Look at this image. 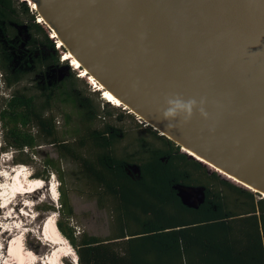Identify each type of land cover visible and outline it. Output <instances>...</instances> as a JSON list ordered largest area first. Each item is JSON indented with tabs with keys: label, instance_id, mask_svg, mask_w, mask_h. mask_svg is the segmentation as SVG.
<instances>
[{
	"label": "trees",
	"instance_id": "obj_1",
	"mask_svg": "<svg viewBox=\"0 0 264 264\" xmlns=\"http://www.w3.org/2000/svg\"><path fill=\"white\" fill-rule=\"evenodd\" d=\"M37 18L25 0H0V81L10 89L0 107V137L18 164H29L40 144L55 153L30 176L57 178L59 208H41L59 214L55 226L76 257L66 264H264V198L122 105L103 104L98 89L96 96L84 93L73 71L50 80L66 49ZM26 75L34 76L35 92L17 87ZM120 117L132 127L117 123ZM64 161L75 164L87 195L109 209L107 235L74 233L61 188ZM178 186L199 189V200L184 203Z\"/></svg>",
	"mask_w": 264,
	"mask_h": 264
},
{
	"label": "water",
	"instance_id": "obj_2",
	"mask_svg": "<svg viewBox=\"0 0 264 264\" xmlns=\"http://www.w3.org/2000/svg\"><path fill=\"white\" fill-rule=\"evenodd\" d=\"M35 5L80 69L122 106L179 147L264 192V0ZM175 97L195 99L198 107L169 129L162 113Z\"/></svg>",
	"mask_w": 264,
	"mask_h": 264
},
{
	"label": "rangeland",
	"instance_id": "obj_3",
	"mask_svg": "<svg viewBox=\"0 0 264 264\" xmlns=\"http://www.w3.org/2000/svg\"><path fill=\"white\" fill-rule=\"evenodd\" d=\"M26 1L27 5L29 4V6L34 9V1ZM39 18L38 15V19ZM71 71L77 76L78 79L76 82L84 93H91L93 96H96L92 91L97 89L92 88V85L89 84L88 75H80V69L75 68L69 59H67L60 68L50 70L48 72V78L50 80L59 79L63 74H67ZM33 80L34 76L26 75L17 84V87H24L29 92H35L34 87H32L34 86ZM9 91L10 89L4 86L0 81V107L5 97L9 94ZM100 92L101 91L98 90V94L101 97L102 93ZM101 102L104 104L106 100L103 99ZM109 104L113 105L112 103ZM116 112H119V110H116ZM120 118L119 121H116L117 123H120L124 127H132L129 118ZM180 149L182 150L183 148L181 147ZM36 150L38 153L35 156H31L32 158L29 164L15 163L13 160V151L2 149L0 137V264H16L6 263L8 259L6 245L10 239L18 238V235L21 236V234L23 248L34 256V263L32 264H44V256L47 255L49 251L53 250V248L61 252H70L69 255L60 258L59 264H66L71 261L74 262L75 260L72 247L59 231L58 234L61 241L58 243L45 240L41 233L42 222L51 212L50 216L54 215V222L55 219L59 217L57 211L43 210L41 208L43 205H51L55 210L59 208V201L57 199L58 183L56 176L52 174H48L46 179L31 177L41 172V159L44 155L47 154L50 157H55V153L46 144H40L36 147ZM186 156L192 157L187 154ZM202 164L208 171L216 172L213 167L204 163ZM62 169L63 181L61 183V188L66 191L68 202L73 210V215L69 219V224L73 227L74 233L77 234L78 232L85 231L89 234L98 236L107 235L110 232L109 224L111 217L109 209L105 208L106 205H104L103 202H96L94 197H89L87 195L89 192L88 187L80 180L75 164L64 161L62 163ZM216 173L220 178L226 179L242 188H246L229 177L218 172ZM22 177L25 181L34 183L32 188H27L30 190L29 192L18 193L16 191L15 183L19 182ZM177 189L181 200L186 204H195L200 198L199 189L181 186H178ZM252 191L255 192V190ZM259 197L262 196H256V198ZM26 250L24 254H29Z\"/></svg>",
	"mask_w": 264,
	"mask_h": 264
},
{
	"label": "bare ground",
	"instance_id": "obj_4",
	"mask_svg": "<svg viewBox=\"0 0 264 264\" xmlns=\"http://www.w3.org/2000/svg\"><path fill=\"white\" fill-rule=\"evenodd\" d=\"M33 7L35 8L36 5L33 3ZM40 17V16H39ZM40 21L43 22V18L40 17L39 18ZM61 43V42H60ZM62 58L64 59H69L71 60V62L73 63V65L75 66V68L80 69V62L78 61V59L76 57H74L72 55V53L70 51H65L62 54ZM80 75L86 76L87 74V69L85 67H83V69H80ZM88 80H90L91 82L94 83V86H97V89L101 91L102 93V97L112 103L113 105L119 106V105H124L125 107H127V105H125L119 98H117L116 96H114L109 90L105 89L103 87V85L100 84L99 81H97L96 79H94V77H92L91 75H88ZM131 110V109H130ZM132 111V110H131ZM162 134L163 132L160 131ZM183 149L188 150L189 152L195 154L194 152H192L191 150H189L188 148H186L185 146H181ZM197 155V154H195ZM198 157H200L199 155H197ZM202 160L206 161L207 163L211 164L212 166L216 167L217 169H219L220 171H223L222 169H220L219 167L215 166L214 164L210 163L209 161L203 159L202 157H200ZM224 173H226L225 171H223ZM227 175L231 176L230 174L226 173ZM26 177V176H25ZM233 177V176H231ZM17 178V177H16ZM234 179H236L237 181L241 182L240 180H238L237 178L233 177ZM16 180V179H15ZM245 185H247L248 187L252 188L253 190H255L260 196H262L264 198V192L260 191L244 182H241ZM36 184V182H35ZM16 186V191L18 193H26L29 192L30 190L27 188H32L34 186L33 182H27L23 179L19 180V182L15 183ZM15 191V192H16ZM1 194V193H0ZM2 205V204H1ZM41 233L44 237L45 240L50 241L52 243H58L61 241V238L58 234V230H56V226H55V222H54V215L52 216H48L44 219V221L42 222V226H41ZM6 250H7V256L8 259L6 261V263H16V264H32L34 263V256L32 254H30L28 252V250L23 248V244H22V234L21 236L18 235V238H13L10 239L6 245ZM27 251L29 254H24V251ZM70 252L69 251H65V252H61L58 249H54L49 251L47 253V255L44 256V264H59L60 258L62 256H67L69 255ZM43 263V262H42Z\"/></svg>",
	"mask_w": 264,
	"mask_h": 264
},
{
	"label": "clouds",
	"instance_id": "obj_5",
	"mask_svg": "<svg viewBox=\"0 0 264 264\" xmlns=\"http://www.w3.org/2000/svg\"><path fill=\"white\" fill-rule=\"evenodd\" d=\"M166 103L167 108L163 111L162 116L164 120L169 121L167 124L169 129L177 127V124L171 123V121L178 117H183L184 122H187L193 115V110L198 107L195 99L185 101L180 97L169 98ZM199 111L201 115H206L202 107L199 108Z\"/></svg>",
	"mask_w": 264,
	"mask_h": 264
},
{
	"label": "built area",
	"instance_id": "obj_6",
	"mask_svg": "<svg viewBox=\"0 0 264 264\" xmlns=\"http://www.w3.org/2000/svg\"><path fill=\"white\" fill-rule=\"evenodd\" d=\"M37 20H39V19L37 18ZM51 35L54 36L55 34L52 33ZM59 44H61V43H59L58 40H57V42H56L55 45L58 46ZM88 81H90V80H88ZM89 84L92 85V88L97 89V86H94V83H93V82L90 81ZM100 93H101V92H100ZM123 107H124V106H123Z\"/></svg>",
	"mask_w": 264,
	"mask_h": 264
},
{
	"label": "flooded vegetation",
	"instance_id": "obj_7",
	"mask_svg": "<svg viewBox=\"0 0 264 264\" xmlns=\"http://www.w3.org/2000/svg\"><path fill=\"white\" fill-rule=\"evenodd\" d=\"M29 5V4H28ZM258 195V194H257Z\"/></svg>",
	"mask_w": 264,
	"mask_h": 264
}]
</instances>
